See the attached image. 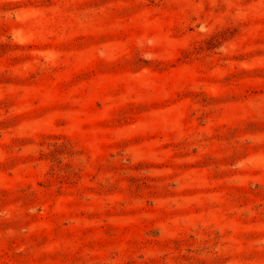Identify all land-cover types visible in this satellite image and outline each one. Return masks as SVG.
<instances>
[{
	"label": "rangeland",
	"instance_id": "1",
	"mask_svg": "<svg viewBox=\"0 0 264 264\" xmlns=\"http://www.w3.org/2000/svg\"><path fill=\"white\" fill-rule=\"evenodd\" d=\"M0 264H264V0H0Z\"/></svg>",
	"mask_w": 264,
	"mask_h": 264
}]
</instances>
